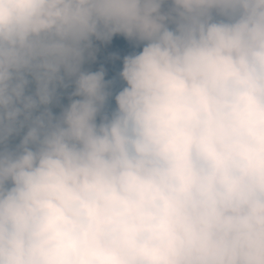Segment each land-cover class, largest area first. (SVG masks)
I'll return each instance as SVG.
<instances>
[{
  "label": "clouds",
  "instance_id": "9594fccd",
  "mask_svg": "<svg viewBox=\"0 0 264 264\" xmlns=\"http://www.w3.org/2000/svg\"><path fill=\"white\" fill-rule=\"evenodd\" d=\"M0 264H264V0H0Z\"/></svg>",
  "mask_w": 264,
  "mask_h": 264
},
{
  "label": "trees",
  "instance_id": "16d2710c",
  "mask_svg": "<svg viewBox=\"0 0 264 264\" xmlns=\"http://www.w3.org/2000/svg\"><path fill=\"white\" fill-rule=\"evenodd\" d=\"M113 50L116 52H124L126 55L132 54L135 51L142 50L135 48L131 43L123 39L122 37L114 38L113 42ZM99 51L96 54V60L89 64L85 65L86 70L97 71L101 67H104L107 70V79H114L115 83L113 85L114 90H119L122 86V81L119 79V72L122 69V61L123 57L117 59L116 61H111L110 54L107 50L99 47ZM125 55V56H126ZM67 103V101H64ZM111 107H115L114 99L111 101Z\"/></svg>",
  "mask_w": 264,
  "mask_h": 264
},
{
  "label": "rangeland",
  "instance_id": "374dc122",
  "mask_svg": "<svg viewBox=\"0 0 264 264\" xmlns=\"http://www.w3.org/2000/svg\"><path fill=\"white\" fill-rule=\"evenodd\" d=\"M98 47L102 48V49H105L109 52L110 54V58H111V61H116L117 59L114 58V56H118L119 58L123 57L126 55V53L124 52H116L113 50V44H109V45H102V44H97Z\"/></svg>",
  "mask_w": 264,
  "mask_h": 264
}]
</instances>
